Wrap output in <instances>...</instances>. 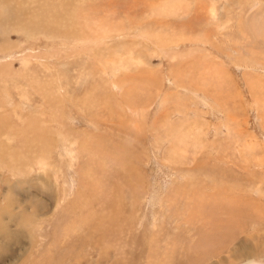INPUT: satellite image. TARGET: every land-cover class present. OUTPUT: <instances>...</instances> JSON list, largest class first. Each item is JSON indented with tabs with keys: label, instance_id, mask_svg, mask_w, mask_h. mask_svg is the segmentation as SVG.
Wrapping results in <instances>:
<instances>
[{
	"label": "rangeland",
	"instance_id": "rangeland-1",
	"mask_svg": "<svg viewBox=\"0 0 264 264\" xmlns=\"http://www.w3.org/2000/svg\"><path fill=\"white\" fill-rule=\"evenodd\" d=\"M249 259L264 0H0V264Z\"/></svg>",
	"mask_w": 264,
	"mask_h": 264
},
{
	"label": "bare ground",
	"instance_id": "bare-ground-1",
	"mask_svg": "<svg viewBox=\"0 0 264 264\" xmlns=\"http://www.w3.org/2000/svg\"><path fill=\"white\" fill-rule=\"evenodd\" d=\"M247 264H264V263H257L253 259H249L248 262H247Z\"/></svg>",
	"mask_w": 264,
	"mask_h": 264
}]
</instances>
